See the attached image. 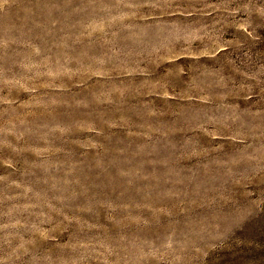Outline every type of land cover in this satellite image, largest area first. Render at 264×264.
I'll list each match as a JSON object with an SVG mask.
<instances>
[{
  "label": "rangeland",
  "instance_id": "rangeland-1",
  "mask_svg": "<svg viewBox=\"0 0 264 264\" xmlns=\"http://www.w3.org/2000/svg\"><path fill=\"white\" fill-rule=\"evenodd\" d=\"M0 264H264V0H0Z\"/></svg>",
  "mask_w": 264,
  "mask_h": 264
}]
</instances>
